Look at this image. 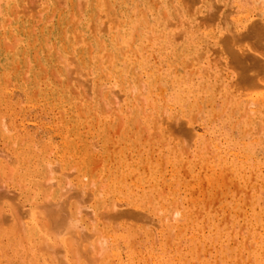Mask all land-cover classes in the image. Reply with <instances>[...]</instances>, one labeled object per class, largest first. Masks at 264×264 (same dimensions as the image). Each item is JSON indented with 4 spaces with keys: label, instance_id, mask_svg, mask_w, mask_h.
<instances>
[{
    "label": "bare ground",
    "instance_id": "bare-ground-1",
    "mask_svg": "<svg viewBox=\"0 0 264 264\" xmlns=\"http://www.w3.org/2000/svg\"><path fill=\"white\" fill-rule=\"evenodd\" d=\"M26 1L28 2V0H0V39L4 41L5 40L3 38L5 37L4 34L9 35V33L11 34L13 33L15 35V37L13 35V38L14 39L16 38V41H17V42L15 41L16 44H14L15 47H14L13 55H7L5 53L6 50L3 49L2 47H4L6 43L5 41L1 42L2 44L3 43L5 44L2 45V47L0 46V69H5L11 73L15 72L16 70L15 68H17V66H15L14 63L21 62V57L23 55L30 56L33 51L35 52L33 54H36V55L38 54L40 58H42L38 60L40 61L42 60L43 66L47 68H50L54 64L55 62L54 58L57 52H58L57 56L59 53H61L63 56H66L67 54H69L68 57H70L71 59H69L70 61L67 60L68 68L70 67L69 69H72V73L75 74L74 77L76 75L77 76L81 75V77L84 78L83 80L82 79L80 80L79 78L78 79L80 80V83L81 81H83V83H85L84 86H87L85 89H88V92H87V94L89 93V95L87 96L88 99H83V98L79 99L81 101L82 107L84 108L83 110L86 109L87 111H89L88 113H91V110H94L93 111V114H94V112L96 111V107H97V110L100 113V115L106 116L105 114L106 112H103L104 113L103 114L101 109L99 108V102H100L99 100H102L103 103L106 105H109V103H112L114 106L119 105L121 108L120 111L123 112L122 113L123 116L125 115V120L127 122V125H129L128 122H131L129 121V119H132V118H129V114L137 118V120H139L141 123L146 124L148 127L154 124L155 121L159 120L158 117L160 116V114H162L163 119L164 118L167 119L165 117V113H167L168 116H177V117L182 118V120L184 119L185 121L183 122L185 125L184 126L185 132L187 133L190 139L194 138L193 140L194 145L195 147H198L197 150L194 153H192V158H199V160L202 162L201 167L207 170L209 169L211 171V175L207 174L208 176L212 177L213 174L214 176H217L216 172H214L216 171L215 169H219L220 171L219 174H221L223 170H228L229 172H231L234 178L238 179L240 182L243 181L244 184H247L249 181V176L245 175V172L251 171L255 175L256 182H260L259 191L256 192L252 196V202L249 205L250 207L249 211L247 210L244 211L243 208L239 207L237 203H235V201L234 202L223 201L224 203L219 201L220 202L219 207H221V209L224 210V207H225L224 205L231 204L229 205L231 209L229 216L232 221L236 220L237 215L239 216L238 214L239 212H242L245 215L244 217L247 220L248 225L250 226L251 231H252L251 232L252 233L251 243L254 244V250H252L251 252V257L255 261V263L264 264V198L262 196V194L264 193V89L263 91L259 93L257 92L255 96L250 95L247 98L239 96L235 92L233 86L231 85L233 83L231 79L232 76L228 74L229 72L227 73L226 60H225V57H223V48L221 47V45L223 46V44L227 46L226 50H228L227 52L232 54L233 60L235 62H241L243 59L247 57V54H244L245 51L243 52L240 47H237L235 45L237 44L239 39H242L241 37L245 35L243 33H245L247 29L258 28L260 30L262 29L261 31L264 33V0H78L79 4H78V1H76L77 2L76 8L78 7L81 8V6L86 7V10L82 14L79 12L80 16L78 18H75L77 22L76 26L79 27L78 32L74 31L73 27L69 23L71 22L73 25V22L70 20L71 17L73 16L71 15L70 17V14H69L70 21H68L65 17L67 12H69L72 8L73 0H33L35 1L33 5H31V2L28 3L30 5L25 4ZM80 2H81V5H80ZM77 5L79 6L77 7ZM15 7H19L18 9L21 8V10H17L18 12L20 11L21 13L17 12L18 16L16 18V14L14 10L13 14H15V17L14 16L12 17L14 23L12 26H9L7 22L10 21L9 19L11 18L4 17V16H6L7 14H11V11H13ZM36 8H39V10L37 9L38 12L35 10ZM34 12H37L36 15L38 17L41 15L40 18H35L36 16ZM3 17L8 20L7 21L5 20L6 22H4ZM252 17L253 18L257 17V19L255 18L252 19ZM73 26H75V24ZM1 34H3L2 35L3 37H1ZM7 44H10V43H7ZM7 46L8 45H6L5 47L7 48ZM60 58L61 57L59 55V59ZM63 59L66 62L67 58L66 59L63 58ZM94 59L98 60L97 62L98 64H99V60L103 61L102 64H99L101 68H99L98 66L92 65L94 62L93 61ZM36 62L38 61L36 60ZM65 62L64 64L66 65ZM263 69H264V66H263ZM67 73H70V72H67ZM70 74H67V76H69ZM31 76L33 77L34 81H38L36 82V84H39L41 77H42L40 75V72L36 69H33L31 71ZM53 78L55 79V76ZM69 80L67 81L69 82ZM66 87L68 86L66 85ZM66 87H63L61 89L55 84L45 85L41 94L43 95L44 99L49 100L50 102H53L55 106L64 108L65 117L62 119L66 120V125L64 126V128L59 127V131L61 132V135L64 141L63 152H65V154L68 153L71 155V153L74 152L73 150L77 149V144H79L78 142L80 141V138H81L80 137L82 133L81 129L84 128L85 125L87 126V116H90V115L89 114H87V116L82 115L83 112L81 111L82 112L81 113L78 111L79 109H81V107L80 108L77 107L75 103L76 98L70 93L73 89L71 87L72 90L70 91L69 90L70 88L67 89ZM24 88H25V85H24ZM79 88H80V85H79ZM30 89L31 88L28 87L27 94L30 93L31 91ZM39 89H41V87H39ZM80 89H83V87ZM163 89H168V92L165 96V103L163 106L164 110L162 109L163 113L162 111L159 113L158 103H155V101L154 102H150V101H152V97H155L156 99H160L159 95ZM256 90L258 91V89ZM251 91L253 92V90ZM2 97L4 96L2 95ZM113 99H116V100L113 101ZM7 101L9 100L7 99ZM110 107H108L107 110ZM212 108H214L216 112L221 113V117L219 120H216L215 119L216 117H214V114L211 113V111H213ZM123 109H125V111H123ZM117 110L118 109H114L115 112H117ZM194 110H196L195 113L193 112ZM200 114H202V117H203L202 126L204 128V135L198 134L197 129L193 125L194 118ZM107 117H105V120L108 119ZM162 118L160 119V121L163 122ZM173 120H175V118L172 119V121ZM69 121H70V125L67 124V122ZM168 121H165L163 124L165 125V123H167ZM118 123L122 124V122L120 121H118ZM137 123L139 124V122ZM163 124L159 128L160 133H163V130L161 128H164L166 125L169 124V122L165 126H163ZM234 125L238 126V130L240 131V133H242V137L243 136H246V137L240 140H237L236 138L231 137L230 128L234 127ZM88 127L91 128L90 126ZM167 127L168 126H166V128ZM167 143L170 144L171 141L168 140ZM190 146H193V145L191 144ZM125 148H127V146ZM166 149L169 154H172L171 160H172V163L176 167V171L179 170V167L184 166L186 164V171L191 174L194 172V164L191 161L185 159L184 152H186V150L183 151V149L179 147L178 145H176L175 147L168 146ZM122 151H121V154H123ZM259 154H261L262 156L259 157ZM17 155L18 154H16V156ZM123 158H126V157L123 156ZM150 159H147L148 169L150 171V179H153V181L156 182L158 181L159 176L155 173V171H153V166L157 164L152 163ZM18 161H21L19 157H18ZM125 161L126 160L124 159L123 162ZM140 161L141 159L139 160V162ZM168 161H169V158H168ZM62 163H63V160L61 164ZM44 164H48V163L46 162ZM50 166H52V164ZM127 166L128 168L131 167L128 164ZM174 171H175V168H174ZM7 172L9 171L7 170ZM53 173H56V172H53ZM204 173L206 174V172ZM68 174L69 173H67V175ZM119 174H116V176L117 175L119 176ZM122 174H125V173L124 172L122 173L121 171L120 175L122 176ZM125 176H127V174H125ZM22 178L28 181L26 183L33 184V187H37L35 188L37 190L35 193L37 194H39V192L41 191V186L45 185L43 182H41L43 183V185H41L40 181L37 182L35 178H30L29 176H27V173H23ZM124 178L126 179V177H120V179H116L117 181L114 180L115 182L113 183H115V186L113 187L114 189H112V191H115L117 194H122L124 190L126 191L129 190L128 192L132 193V196H133V189L132 188L130 189L129 186L124 183V180H125ZM23 179L22 181H24ZM50 179L51 178H49V180ZM175 180H176L175 182L171 180L169 184H170V189L172 193L176 195V190L177 188L179 189V186L181 185V183H179L177 179ZM140 182H141V178H140ZM69 183L71 184V182ZM57 184L56 185L53 184L55 187L52 186V190H50L49 194L46 193L47 196H43L44 197L43 201H42V198L41 199L39 198L43 202L42 207H44V209L41 208L42 209L41 212L43 211L42 213L40 212L41 217L43 216L46 218V223L44 221L45 218L43 219V223L40 222L39 220L41 219V217L40 215L38 216V213H39L38 210L40 209L41 204H42L40 200H36V199L33 200L34 197L33 198L31 197L32 199L30 198L29 200L27 199L28 206L29 204L31 205L29 209L25 205L22 206L24 208L23 209L24 212L28 209L26 211L28 214L24 213L23 211L22 213L30 216L29 220L27 221L25 218V221H26L25 225H27V237L29 239V237L32 235L31 237L33 238V234H32L33 231L37 233L39 229L45 230L44 232H46V234H49V235L50 234L52 235V233L54 232L58 235V238L56 239V243L58 239L60 241L59 243H57V245L60 244L61 246L60 245L59 246L62 247V250L65 249L66 247H70L71 249L72 248L71 246L76 242L77 239L86 240V239L80 238L79 234H80L81 229L83 227H86L87 222L84 217L85 215L81 214L82 211L80 209L77 210L75 208L76 214H74L75 212H72L73 211L72 209H71L72 213L70 212L69 214L67 212L68 210H66V208H67V205H69L67 201L69 200L63 201L60 199L68 197L70 190L68 191L67 190L68 188H67L66 189L67 192L64 191L65 193H63V191L60 190L61 187ZM135 188L138 189V187H135ZM21 190H23V188ZM1 191L4 192V194L5 192H7V191H4V189ZM59 191H62V195ZM58 192L60 193L61 196L58 194ZM129 193L127 194L130 198L132 196L129 195ZM1 194L3 195V193H0V196ZM6 194L4 196H6ZM37 194H34V195L36 196ZM56 194L59 195L60 197H57ZM41 195H44V194H41ZM4 196H2V198ZM30 196H32V194ZM46 197H48L49 203ZM77 198L79 199V197ZM27 200H26V203H27ZM58 200H60L61 203H64L63 204L64 206L60 202L58 203L57 202ZM190 200L192 201L193 199H190ZM17 201H19V199ZM37 201H39L38 203L41 202L40 205H38ZM44 201L47 202L48 204H46ZM12 202L14 201L12 200ZM79 202L80 201H78V203ZM132 202L136 203V201H134L133 199L129 200V204L134 205ZM57 205H58V208H56ZM95 206L96 205H94V207ZM18 207H20V205ZM73 209H74V205H73ZM180 209H178V211ZM63 210H66V212ZM116 210L117 209L113 210L114 213ZM176 210L171 212V214L168 212L163 214V217L157 220L158 224H156V221H154V223L156 224V226L157 225L160 226L161 229H168L170 231H172V229L177 228V227L180 228L182 225H183V228L184 226L188 225L189 226L188 231L190 232L189 234L190 246L192 248H196V247L202 248L204 244L201 243V241H198L199 240L198 238L201 234L200 233L198 234L199 232L198 225H197L195 218L192 215H190V213L187 210H185L183 215L180 218L175 219L174 218L175 215L179 214L178 211ZM19 211H20V208H19ZM45 211L46 213L44 215ZM90 211H92V213H95L96 210L89 209V212ZM9 212H11V210H9ZM104 212H106V210ZM107 212H110V210ZM127 213H128V209L126 211V214ZM131 213L133 212L131 211ZM4 215H8V214L5 213ZM101 215H104V213L103 214L101 213ZM93 217H97V216L94 215ZM19 219H21V214H20ZM94 219L96 220V218ZM94 219L93 221H95ZM100 219H101V216H100ZM147 219L148 218H146V220ZM150 219L151 217L149 218V220ZM206 219H207L208 225H213L215 223L214 215H206ZM8 220L6 221L8 222ZM149 220L147 221L149 222ZM7 222L5 223L7 224ZM18 222L20 223V221ZM148 224L146 225L147 227H148ZM15 225L17 227V224ZM216 226H217V230L214 234L213 233H209V234L203 233L202 234V236L205 239H207L206 242L207 241H209L210 243L218 242L219 241L218 239L221 236H224V235L227 236L226 233L222 232L221 228H218L219 225L216 224ZM5 228L6 227H4V230H6ZM21 229L23 228L21 227ZM11 230L16 231L15 227ZM90 230L88 229L90 234H92L93 231H90ZM2 232L3 230L1 231V233ZM11 232H9V234ZM240 232H241V229H240ZM42 233L38 235L40 236ZM15 234L13 233L12 235L11 234L10 235L12 236V238H14L13 236ZM10 235L7 234L8 237ZM38 235H35V238H37L36 236ZM133 235L134 233L130 231H126L122 233L121 235V242L123 243L125 249L127 251H131V253H134V250H132V248L134 245L133 241L135 237ZM7 236L5 235L3 237L6 238ZM42 236L43 235H41L40 237ZM44 236H43V239H44ZM23 237H21V240ZM56 237L57 236L55 235V238ZM100 237L98 239H100ZM53 238H54V235L49 238L47 235V237H45L46 241L44 242V244H43L44 240L42 238H39L40 242H42L43 244L39 246L41 247L39 249L40 251L39 250L38 251L30 250L29 252L26 251L27 253H30V261L28 262V264H36V263L38 264V259L40 257L44 258L45 256L49 254H53L57 250L59 251L61 249V248L57 249L56 248L57 245L55 247L51 246L53 247L52 248L53 250L51 249L50 245H55L54 244L55 238H54V243L52 244L51 242ZM104 238H106V236ZM70 239L75 240V241L71 240L72 242H74L73 244L71 243V246H69ZM90 240H88V242H91ZM16 241H18V239H16ZM35 241L36 240H34V242ZM84 242L82 243V249L84 251L81 250V252H84L85 254L86 251L88 252L87 250L88 248L89 253L86 252L88 256V254L90 255V249L92 248V246L90 248L88 245L87 248L85 249L83 248V245L86 244V243L84 244ZM76 243H77L76 245L79 244L78 242ZM166 243L168 244V241H166ZM38 245H36L35 247L37 248ZM223 245L225 246L224 250L227 251L228 249L227 243H223ZM114 246L115 247L113 248L112 255L115 259V262H116L115 264H124V259L121 256L122 253L120 252L119 247L116 244ZM166 247L160 248L159 249L160 251H157V249L150 251V252L148 251L150 253L149 256L151 257V259L154 260V263L156 264H182V260L180 259L181 257L180 251H178L176 248H173L174 250L170 251ZM12 248L21 250V245L13 246ZM73 248L75 249L76 247H73ZM42 250H43V253H41ZM75 250L77 252L79 251L78 249H75ZM48 251H50V253ZM72 253H75V252H72ZM131 253L128 254L129 258H131ZM75 254H72V255H75ZM80 255H83V254L80 253L78 255L79 259L81 257ZM91 255H93L92 251H91ZM99 255L97 256L99 257ZM136 255H139V254H136ZM83 256L87 258L86 254ZM51 258L55 260L54 259L55 257L54 258L51 257ZM63 258L65 257L63 256ZM62 259L61 258L59 259L61 261V264H73L71 258L68 261L66 259H63L65 260L63 261ZM87 259L89 260V258ZM94 260L92 259L91 263ZM101 262H104V260ZM94 263H97V262L94 261ZM75 264H77V261L75 262ZM111 264H112V261H111Z\"/></svg>",
    "mask_w": 264,
    "mask_h": 264
},
{
    "label": "rangeland",
    "instance_id": "rangeland-1",
    "mask_svg": "<svg viewBox=\"0 0 264 264\" xmlns=\"http://www.w3.org/2000/svg\"><path fill=\"white\" fill-rule=\"evenodd\" d=\"M32 1L33 0H30V1L28 0V2L26 1L25 4H28L31 2V5H33L35 1H33V3ZM76 1L78 0L72 1V4H73L72 8L69 12H67L65 17L68 21L71 20L73 22V25L75 24V26H73L72 23L69 22L70 25L73 27L74 31L78 32L79 27L76 26L77 22L75 18H78L80 16V13L82 14L86 10V7L81 6L80 8L78 7L79 5H77L78 8H76V3H77ZM78 4H79V1H78ZM80 5H81V2H80ZM18 8L19 7H15L13 11H11V14H7L6 16H4V17L11 18L9 19L10 21L7 22L9 26H12L14 23L12 17L13 16L15 17V14H16V18H17L18 13H21L20 11L19 12L17 11V10H21V8L20 9ZM37 9L39 10V8H36L35 10L37 11ZM14 10H15V14H13ZM37 12H34L36 16L35 18H40L41 15L38 17L36 15ZM69 14H70V17L71 15L73 16L71 17L70 20H69ZM4 17H3V21L6 22L8 19H5ZM254 18L257 19V17H254ZM254 18L252 17V19ZM261 30L258 28L247 29V31L243 33L245 35L241 37L242 39L238 40L235 46L240 47L243 52L245 51L244 54H247V57L243 59L241 62H235L233 60L232 54L227 52L228 51L226 50L227 46L224 44L223 46L221 45V47L223 48V57H225V60H226L227 73L229 72L228 74L232 76L231 79L233 83L231 85L233 86L235 92L239 96L244 97V98H247L250 95L255 96L257 92L259 93L263 91L264 89V69H263V66H264V33ZM3 34H1V37H3L2 36ZM7 35L8 34H4L5 37H3L5 39L3 40L5 41L6 44L5 43L2 44L1 42H4V41L0 39V44H1L0 46L2 47V45L5 44L4 45L5 47L6 45H8L7 48L6 47L5 48L2 47V48L6 50L5 53L7 55H13L14 47H15L14 44H16L17 41H16V38L15 39L13 38V35H14L13 33L12 34L9 33L8 37ZM7 43H10V44H7ZM250 50L253 52H251ZM33 53L35 52L33 51L30 56L23 55L21 57V62L23 64L21 62H15L14 65L17 66V68H15L16 70L13 73L5 69H0V86H1L0 87V120H1L0 121L1 122L0 123V156L2 157V158L0 157V178H1L0 179V189L1 190L4 189V191H7L5 192V194L7 193L6 196H4L5 195L4 192L0 190V193H3V195L1 194L0 196L1 197L0 198V210H1L0 211L1 213L0 214V237H1L0 238V264H28V262L30 261V253H27L26 251L28 252L30 250L38 251L41 248L39 246L43 245L44 242L46 241L45 237H47V235H48V238L53 235H54V238H55V235L57 236L55 238V243H54V238L51 241L52 244L54 243L55 245H50V247L51 246L55 247L57 243L60 242L58 239L56 243V239L58 238V235L56 233L49 230L53 232L52 235L51 234L49 235V234H46V232H44L45 230H42V229H39L37 233L33 231L32 234H33L34 239L31 237L32 235L30 236L31 238L29 237L28 239L27 225H25V222L29 220L30 216L22 213V211L24 212L23 210L24 208L22 207L23 205L28 207V209L31 206L30 204L28 206L29 198L32 199L34 197L33 200L35 199L40 200L42 198V201H43L44 200L43 196H47L46 193L49 194L50 190H52V186L55 187L53 184L56 185L57 182H58L57 185L61 187L60 190H62L63 193L67 192L66 191L67 188H68L67 189L68 191L70 190L68 197L60 199L63 201L69 200L67 201L69 203V205H67V208H66V210H68L67 212L70 214L71 209H72L73 210L72 212H75L74 214H76L75 210L80 209L82 211L81 214L85 215L84 217H85L87 224H86V227H83L81 229L79 236L80 238H83L86 240L77 239L76 242H78L79 244L76 245L77 244L76 242L75 243L72 242L75 240H72L73 238L70 239L69 246H71V243L72 244L74 243V244L71 246L72 247L71 249L70 247H66L65 249H63L65 252L62 250V247H60L61 245L58 244L57 246L59 245L60 246L59 247L56 246V248L57 249L61 248V249L59 251L56 249L57 251L54 252L53 254H49L45 256L47 260L45 257L44 258L40 257L39 258L40 261L38 259V264L39 263L40 264H48V263L49 264H54V263L61 264V261L59 259L60 258L62 259L63 256L65 257L63 259H66L67 261L70 260L71 258L73 264H75L76 261H77V264H84V263L85 264H92V263L93 264H111V261H112V264H115L116 262L112 255L115 244L119 247L120 252L122 253L121 256L124 259V264H156L154 263V260H152L151 257L149 256L150 255L149 252L155 249H157V251H160L159 250L160 248L166 247V246H167L166 248L170 251H173L174 250L173 248H176L178 251H180L181 253L180 259L182 260V264H232V263L233 264H257L251 257V252L252 250H254V244L251 243V240H252L251 232L252 231H251L250 226L248 225L247 220L244 217L245 215L242 212H239L238 213L239 216L237 215L236 220L232 221L229 216V213L231 210L229 205L231 204L224 205L225 206L224 210L221 209V207H219L220 205L219 201L221 202L223 201L234 202L235 201V203H237L239 207L243 208L244 211L245 210L249 211V208H250L249 205L252 202V196L256 192H258L260 188V182H256L254 173H252L251 171L245 172V175L249 176V181L247 184H244L243 181L240 182L238 179L234 178L231 172H229L228 170H223L224 172L222 171V173L219 174L220 172L219 169H215L216 171L214 172H216L217 176H214V174L212 177L208 176L207 174L211 175V171L209 169L207 170L201 167L202 162L199 160V158H192V153H194L198 147H195L194 145V142H193L194 138L190 139L188 137L187 133L185 132V127H184L185 125L183 122L185 120L184 119L182 120V118L180 117L168 116V114L165 113V117L167 119L164 118L165 119L164 120L162 118V114H160V116L158 117L159 120L155 121L154 124L148 127L146 124L141 123L139 120H137V118L129 114V118H132V119H129V121L131 122H128L129 125H127V122L125 120V115L123 116L122 114L123 112L120 111L121 109L120 106L115 105L116 106L115 107L112 103H109V105H106L103 103L102 100H99L100 101L99 108L101 109L102 113L106 112L105 113L106 116L105 115L101 116L97 110V107H96V111L94 112V114H93L94 110H91L92 114L88 113L89 111H87L86 109L83 110L84 108L82 107L81 101L79 100L81 98L88 99L87 97L89 95V93L87 94L88 89H85L87 86H84L85 83H83V81H81L80 83V80L81 79L83 80L84 78L81 77V75L79 76L76 75L77 77L76 76L74 77L75 74L72 73V69H69L70 67L68 68L67 60L70 61L69 59H71L70 57H68L69 54H67L66 56H63L61 53H59L57 56V53H58L57 52L55 54L54 64L50 68H47L43 66L42 60L41 61L38 60L42 58H40L38 54L36 55ZM59 55L61 57L60 58L61 60L59 59ZM63 58L65 59L67 58L66 62ZM36 60L39 63L36 62ZM93 61H94L92 64L93 66H98L99 68H101L99 64H102L103 61L99 60V64L97 63L98 60L94 59ZM64 62L66 63V65L64 64ZM33 69L38 70L40 72V75L42 76V77L40 76L41 80L39 84H36V82L38 81H34L33 77L31 76V71ZM53 72L55 75L53 74ZM67 72H70L72 74L67 73ZM67 74H70L69 75L70 77L67 76ZM54 76H55V79L53 78ZM5 78L6 80L7 79L8 80L6 81ZM73 78L79 83H77ZM76 78L77 79L79 78L80 80L79 79L77 80ZM66 79L67 80L70 79L69 82ZM53 84L57 85L61 89L63 87H66V85L68 86L66 88L67 89L70 88L69 89L70 91L73 89L70 93L73 96H75L76 98L75 103L77 107L78 108L81 107V109H79L78 111L79 112L82 111L83 112L82 115H86V116L87 114L90 115V116H87V126L85 125V127L81 129L82 133L80 135L81 137L80 141L78 142L79 144H77V149L73 150L74 152H72L71 155L68 153L65 154V152H63L64 141H63L61 132L59 131V127L64 128V126L66 125V120L62 119L65 117L64 108L55 106L53 102H50L49 100L44 99L43 95L41 94L45 85H53ZM24 85H25V88H24ZM79 85H80V88L83 87V89L85 90L80 89ZM28 87L31 88L30 89L31 91L29 94H27ZM39 87H41V89H39ZM256 89H258V91ZM251 90H253V92ZM167 92H168V89H163L159 95L160 99H156L155 97H152V101H150V102L155 101V103H158L159 113L162 111V109L164 110L163 106L165 103V96ZM2 95L4 97H2ZM7 99L9 101H7ZM115 100L116 99H113V101ZM108 107L110 108L107 110ZM114 109H118L117 112H115ZM212 110L213 111H211V113L214 114V117H216L215 119L219 120L221 117V113L216 112L214 108H212ZM123 111H125V109H123ZM195 111L196 110H194L193 112L195 113ZM105 117H107L108 119L105 120ZM161 118L163 119V122L160 121ZM174 118L175 120L172 121V119ZM202 118H203L202 114L196 116L193 120L194 122L193 125L197 129L198 134L204 135V128L202 126L203 125ZM118 121L122 122V124L118 123ZM165 121H168L169 124L171 122L170 125L169 124L166 125L168 122L165 123V125L168 126L167 128L163 124ZM137 122H139V124ZM67 124L70 125V121L67 122ZM162 124L165 127L161 128L163 130V133H160L159 128L161 127ZM88 126H90L91 128H89ZM230 132H231V137H234L237 140H240L246 137V136L242 137V133H240V131L238 130V126L236 125L230 128ZM168 140L171 141L170 144L167 143ZM189 142L193 146H190L191 144ZM176 145L181 147L183 151L186 150V152H184L185 159L191 161L194 164V172L192 174L186 171V164L184 166L179 167V170L176 171V167L172 163V160H171L172 154H169L166 149L168 146L175 147ZM126 146L129 149L125 148ZM121 151L123 154H121ZM16 154L18 155L16 156ZM123 156L126 158H123ZM261 156L262 155L259 154V157ZM18 157L21 159V161H18ZM168 158H169V161H168ZM124 159L126 160L125 162H123ZM140 159L141 161L139 162ZM147 159H150L152 163L157 164L153 166V171H155V173L159 176L158 181L156 182L153 181V179H150V171L148 169ZM62 160H63V163L61 164ZM43 162L44 163L47 162L48 164H44ZM51 164L52 166H50ZM127 164L130 165L132 168L131 167L128 168ZM123 165L124 166L126 165L127 167L126 166L124 167ZM174 168H175V171H174ZM7 170L9 172H7ZM121 171L122 173L124 172L125 174H127V176H125V174H122L121 176L120 175ZM53 172H56V173H53ZM204 172H206V174ZM23 173H27V176H29L30 178H35L37 182L40 181L41 185H43V183L45 184L41 186V191L39 192V194L35 193L37 191L35 188L37 187H33V184L26 183L28 181L22 178ZM67 173L69 174L67 175ZM116 174H119V176L118 175L116 176ZM120 177H126V179L124 178L125 179L124 183L128 185L130 189L131 188L133 189V196H132V193L128 192L129 190L128 191L124 190L122 194H117L115 191H112V189H114L113 187L115 186V183L113 182L117 181L116 179H120ZM49 178L51 179L49 180ZM140 178H141V182H140ZM22 179L24 181H22ZM175 179H177V181L181 183V185L179 186V189L177 188L176 190V195L172 193L170 189V184H169L171 180L175 182L176 181ZM69 182H71L72 185ZM62 185L64 186V188ZM135 187H138V189H136ZM22 188L23 190H21ZM11 191L13 194L11 193ZM62 191H59L61 195H62ZM251 191L253 194L251 193ZM59 192L58 194L60 195ZM127 193H129V195H131L132 197L129 198ZM31 194L32 196H30ZM34 194H37V195L35 196ZM41 194H44V195H41ZM59 195L56 194L57 197L61 196ZM2 196L4 197L2 198ZM76 196L79 197V199ZM262 196L264 198V193L262 194ZM188 197L193 200L191 201ZM16 198L17 200L19 199V201H17ZM24 198L26 200L28 199L27 203ZM46 198L48 201L49 200L48 197ZM131 199L136 201L137 204L135 202H132L135 206L132 204H129V200ZM12 200L14 202H12ZM60 200H58L57 202L59 203ZM78 201L80 202L78 203ZM38 202L39 201H37V203ZM40 203H38V205H40ZM45 203L48 204L49 201L48 203L47 202ZM61 204L63 205L64 203H61ZM72 204L74 205V209H73ZM19 205L20 207H18ZM94 205L96 206L94 207ZM12 206L14 209L12 208ZM42 206H43V202L41 204L40 209L38 210L39 211L38 216L40 215V217H41V213L43 212V211L41 212L42 210L41 208L44 209V207ZM179 206L181 209L179 208ZM19 208H20V211H19ZM56 208H58V205ZM92 208L96 210L95 213H92V211L89 212V209L93 210ZM126 208L128 209L127 214H126V211H127ZM115 209L117 210L114 213L113 210ZM178 209L180 210L178 211ZM9 210H11L12 213L9 212ZM66 210H63V211L66 212ZM105 210L106 212H104ZM109 210L110 212H107ZM175 210L178 211L179 213L178 215H175L174 217L175 219L180 218L183 215L185 210H187L190 213V215H192L195 218L197 225H198V231H199L198 234L199 233L201 234L198 238L199 239L198 241H201V243L204 244L202 248L196 247L198 248L196 249L190 246L189 244L190 232L188 231V228H189L188 225L184 226V228L182 225L181 226L182 228L177 227V228L172 229V231L168 229H161V227L158 225L156 226V224H158L157 220L163 217V214L167 212L171 214V212ZM26 211L24 213H27ZM131 211L133 213H131ZM3 213L4 214L6 213L8 215H4ZM45 213L46 211L44 212V215ZM101 213L102 214L104 213V215H101ZM20 214H21V219H19ZM93 214L97 217H93L94 216ZM206 215H214L215 223L213 225H208ZM13 216L15 219L13 218ZM100 216H101V219H100ZM150 217L153 220L151 219L149 220ZM25 218H26V221H25ZM44 218L45 217L42 216L41 219H39L40 222L43 223ZM94 218H96V220ZM146 218H148L147 220H149V222L146 220ZM93 219L95 221H93ZM6 220H8V222ZM11 221L12 222L15 221L16 223L15 222L12 223ZM18 221H20V223ZM44 221L46 223V218ZM154 221H156V224L154 223ZM5 222H7V224ZM3 223H5L6 225ZM14 223L17 224V227ZM148 223L150 224V226ZM147 224H148V227L146 226ZM216 224L219 225L218 228H221L222 232L226 233L227 236L226 235L221 236L218 239L219 240L218 242H214V243H210L209 241L206 242L207 239H205L202 236V234L203 233L204 234H209V233L214 234L217 230ZM4 227H6L5 228L6 230H4ZM14 227L16 231L11 230ZM21 227L23 229H21ZM148 228L151 230H149ZM83 229L84 230L86 229V230L84 231ZM88 229L89 230L91 229L90 231H93V233L90 234ZM240 229H241V232H240ZM2 230L3 232L1 233ZM10 230L14 234L15 233L17 234L13 236L14 238H12L11 235L13 233ZM126 231H130L134 233L133 236L135 237V239L133 241L134 245L132 248V250H134V253H131V251H127L123 243L121 242V235L122 233ZM9 232H11L10 233L11 235L9 234ZM40 233H42L41 235L43 236L45 235L44 239H43V236L40 237L41 235L40 236L38 235ZM4 234L6 236L7 234L10 235L11 236V237L9 236L10 239L8 236L6 238L3 237L5 236ZM22 235L23 236L25 235L26 237L25 236L23 237ZM35 235H38L36 236L38 239L35 238ZM105 236L106 238H104ZM21 237H23L22 240H21ZM99 237L100 239H98ZM15 238L18 239V241H16ZM39 238H42L44 240L43 241L41 239L43 241V244L42 242H40ZM11 240H13L14 242ZM34 240L36 241L34 242ZM88 240H90L91 242H88ZM166 241H168V244L166 243ZM83 242L84 244L86 243L85 245H83V248L85 249L87 248L88 245L90 248L92 246V248L90 249V255L88 254L89 257L87 256V253H89L88 248H87L88 252L87 251H86L87 253L85 252L87 258H89L90 261L85 256H83L85 255L84 252H81V250H83L82 249ZM223 243H227V247H228L227 251L224 250L225 246L223 245ZM17 245L18 246L21 245V250L12 248L13 246H17ZM36 245H38L37 248L35 247ZM53 247H51V249ZM73 247H76L75 249L79 250L78 251L79 254L80 253L83 254V255H80L81 256L80 259L78 257L79 255L78 252ZM71 251L75 252L76 254L72 253ZM91 251L93 252V255H91ZM48 252L50 253V251ZM41 253H43V250L41 251ZM56 253L57 254L59 253V254L57 255ZM129 253H131V258H129L128 256ZM72 254H75L76 256ZM136 254H139V255H136ZM97 255H99V257ZM57 256L58 257L61 256V257H59L58 259ZM68 256L69 257L71 256V257L69 258ZM51 257L53 258L55 257L54 259L56 261L53 260ZM92 259L93 260L95 259L94 261H96L97 263H94V261H92L91 263ZM103 260L104 262H101Z\"/></svg>",
    "mask_w": 264,
    "mask_h": 264
}]
</instances>
